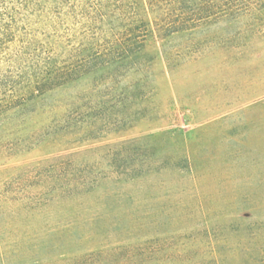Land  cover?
<instances>
[{
  "label": "rangeland",
  "instance_id": "374dc122",
  "mask_svg": "<svg viewBox=\"0 0 264 264\" xmlns=\"http://www.w3.org/2000/svg\"><path fill=\"white\" fill-rule=\"evenodd\" d=\"M250 23L152 42L0 119V264H264Z\"/></svg>",
  "mask_w": 264,
  "mask_h": 264
},
{
  "label": "trees",
  "instance_id": "16d2710c",
  "mask_svg": "<svg viewBox=\"0 0 264 264\" xmlns=\"http://www.w3.org/2000/svg\"><path fill=\"white\" fill-rule=\"evenodd\" d=\"M244 21L264 30V0H0V119L152 42Z\"/></svg>",
  "mask_w": 264,
  "mask_h": 264
}]
</instances>
